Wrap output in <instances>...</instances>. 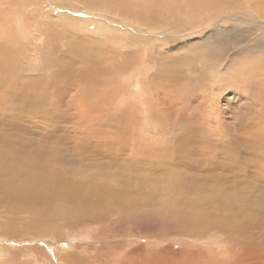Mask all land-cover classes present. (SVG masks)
Listing matches in <instances>:
<instances>
[{
    "label": "rangeland",
    "instance_id": "rangeland-1",
    "mask_svg": "<svg viewBox=\"0 0 264 264\" xmlns=\"http://www.w3.org/2000/svg\"><path fill=\"white\" fill-rule=\"evenodd\" d=\"M120 1L122 5L131 2L133 8L123 10L119 5ZM134 1L136 2L0 0V106L6 102L5 114L0 110V118L2 115L6 120L10 117L13 112L10 109L13 107L9 105V101L13 97L24 99L16 87L24 85L31 87V90H27L28 93L25 92L28 95L34 94L33 89L39 88V106L32 112H50L53 126L42 127L44 123L39 121V129L33 127L31 133L20 132L18 135L47 146H57L58 143L53 139L61 140L59 137L68 130V139L62 141L66 144H61L62 150L78 155L73 145L78 147L80 139L85 141L84 132L89 129V138L95 143L101 144L96 138L99 132L103 144L109 138H112V145L118 144L121 139L127 147L130 144L137 145L135 147H141L144 152L151 149L162 154L171 153V146L179 144L178 139L185 137L199 141H232L231 144L241 154L243 147L249 145L242 144L243 140L254 139L245 134L241 136L236 131L244 126L250 129L247 115H253V111L244 109L243 106L258 105L253 104L251 98L242 101L235 99L233 95H247L240 82L245 77L242 75L257 83V79L263 80L264 89V19L256 17L248 9L249 0H215L212 5L205 4L206 8L199 1L200 12L190 11L186 7L185 3H190L191 0ZM162 1H167L169 5L165 6ZM137 6L140 10L146 8V11L139 12L136 10ZM145 57V65L148 67L146 73L134 76ZM127 62L130 68L127 67L129 69L123 72L124 77L118 72L113 75L105 74V69ZM95 65L103 72L98 76L103 85L97 86L93 83L95 79L85 80L82 84L75 83L79 80L74 74L76 69L91 74ZM83 68H87L88 72ZM66 71L74 75L65 76ZM140 79L147 85V89L140 90L139 86L138 90L130 86V83L134 84ZM222 79L224 82L228 80V84L220 82ZM236 86H240V89ZM229 87L234 90L230 91ZM110 105L114 109L113 114ZM119 112H122L124 119ZM145 112L152 113V121L143 118ZM164 116L171 126L166 122L160 123L161 120L163 123ZM99 118L105 125H98V130L92 133L91 126L101 123ZM10 126L11 124L7 127L0 124V130L10 132L11 135L15 130ZM59 126L62 127L61 131L58 130ZM115 127H120L121 130ZM122 127H127L126 131ZM73 129H78L77 133L71 132ZM108 131L112 134L111 137ZM76 139H79L78 143L74 142ZM86 145L79 153V158L86 159ZM134 155L136 157L127 154L124 156L129 164L138 169L141 166L138 162L143 161L146 156L141 153ZM198 157L201 159L199 154ZM79 158L72 164L71 172L81 173L77 184L78 187H84L82 177L92 166L87 161L81 162ZM95 159L97 162L103 160L101 157ZM48 161H52V157ZM27 166L33 171L32 165ZM232 167L227 172L230 178L235 175ZM98 169L104 177L101 185L110 187L111 175L122 179L125 174L124 171L115 173L116 167L112 173L103 168ZM209 171L215 173L212 169ZM113 183L114 190L121 187V190L130 193L131 183H126L125 180L121 183L114 180ZM96 185L99 183L94 182L93 186ZM84 195L97 194L87 192ZM173 207L168 208L166 214L154 208L136 212L133 216L120 215L115 221L110 217L103 222L89 218L88 223L78 222L70 229L64 226L63 220L55 222L53 226L56 228L53 231L58 240V244H54L56 251L51 247L53 242L49 237L39 238L38 242L30 237L15 238L14 235L12 241L7 242L8 239L3 237L4 240H0V264H30L28 257L31 256L27 253L29 250L37 256L39 264H67L68 261L74 264H93L92 258L97 257L104 258L100 264H264V246L261 245L264 243L258 239V229H249L245 238L243 234L237 233L232 236L225 235V230L221 227H216V232H206L200 231L198 226L192 233L188 229L187 210L176 205ZM176 216L180 217L176 219ZM8 232L13 233L10 230ZM213 240L218 244L212 245ZM236 243V251L233 252L232 245ZM13 254L17 256L12 259Z\"/></svg>",
    "mask_w": 264,
    "mask_h": 264
},
{
    "label": "bare ground",
    "instance_id": "bare-ground-1",
    "mask_svg": "<svg viewBox=\"0 0 264 264\" xmlns=\"http://www.w3.org/2000/svg\"><path fill=\"white\" fill-rule=\"evenodd\" d=\"M199 1L200 4L205 8V4L212 5L215 2V0H191L189 1L190 3L185 4L190 11L200 12L201 8L199 6ZM133 2L136 1L133 0ZM130 3L131 2H126V4L122 5L120 1L119 5L121 6V8H123V10H131V8L133 7L130 5ZM163 4L169 5L167 1ZM263 4L264 0H249L250 7H248V9H251L255 13L256 17L264 19V7H262ZM146 6H148V4ZM165 6L164 8H166ZM136 10H139V12H143L146 11V8L143 7L140 10L137 6ZM81 59H83V57L80 58V60ZM146 60L147 57H145L144 60H141L137 71L134 73V76L137 77L140 75V73H146L148 68L145 65ZM128 62L125 64L120 63L121 65L118 64L117 66L113 65L114 68L111 66L110 69H105V74L113 75V73L118 72L124 77L123 72L127 69V67L130 66ZM134 66L135 65H133V67ZM217 67L219 66H216V68ZM76 70L77 71L74 72V74L79 77V80L76 82L74 81L75 83L81 82L80 84H82V82H86L85 80L95 79L93 83H95L97 86H100L101 84L103 85V82L99 80L100 77H98L99 75L103 74V72L101 69L99 70L96 65L92 73L89 71L91 74L86 73L85 71H80V69ZM72 72L66 71L65 76L74 75ZM127 72L129 73V71ZM207 73L209 74V72ZM242 76L245 77H243L240 82H242L241 85L244 87L243 92L247 93V95L245 96V94L238 92L239 94H242V96L234 94V98L237 100L242 99V101H248L247 99L251 98L253 104L258 106L247 104L243 106L244 109H252L253 111V115H247V118L249 119L250 123V129H247L244 126L240 130L236 131H238L241 136L245 134L247 135V137H254V139H252V141L251 139H247V141L246 139L243 140L242 138V144L246 145L249 143V145H246L247 147H243L242 151L240 152L241 154H238L239 150L237 149V147L234 144H231L232 141L227 142L225 140L217 139L214 141H199L195 139H186L185 137L178 139L180 142L179 144H174L173 146H171V153L162 154L161 152H156L151 149L147 150V152H144L141 147H135L137 145L134 146L133 144H130L127 147L125 142H123L121 139H119L120 141L118 144L112 145V138H106L107 140L105 142L103 141V144L101 142L99 132H96V138L101 144L95 143L92 141L91 138H89L90 132L88 128L87 132H84V130L81 132L85 133L86 140L84 141L80 139L81 142L78 147L77 145H73V147H75L74 151L77 152L78 155L76 153L68 152L69 150H67L66 152L62 150L61 144H66L62 141L68 139V130L64 133L63 136L59 137L61 138V140L58 141L53 139L56 143H58L57 146L56 144L55 146H47L46 144L38 143L36 140L18 135L20 134V132L31 133L33 127H37L35 129H39V121L41 123H44L42 124V127L43 125H47L49 127L53 125L50 112H44L41 114H39L38 111H36L35 113L32 112L33 110H36L37 106H39V88L35 90L33 89L35 93L32 95H28L25 92H27V90H31L30 86H16L17 91L23 94L24 99L13 97L12 101H9L11 103L9 105L13 107L12 109H10V112L13 111L10 114V117H7L8 120H6L3 115L0 118V124H2L4 127H7V125L11 124L10 127L15 130L13 133L11 132V135L10 132H4L0 130V207H4V209H0V240H4L3 237H5L8 239L7 242H10L12 241V235H14L15 238L20 237L27 239L26 237H30L38 242L39 238L49 237L53 242V245H51V247L54 249V251H56V245L54 244H58V240L54 236L53 231L56 228L53 226L55 222L63 220L64 226L67 229H70L71 227L75 226V224L78 222L81 223L83 221H87L88 223L89 218L91 220L95 219V221L101 220L103 222L105 218L110 217L113 218L115 221L116 218L119 219L120 215L121 217H128L131 215L133 216V214L136 212L148 211L149 209L154 208H156V210L158 209L160 213L166 214V212H168V208H174L173 205H176L177 207L180 206L182 207V209L185 208L187 210V221H189V231H192L193 229L198 228L199 226V229H201L200 231L207 232V230H212L211 232H216V227H221L225 230V235L227 234L232 236L233 234L237 233L240 235L243 234L245 238L247 237L246 232L250 231L249 229L256 228L259 230V232H257L259 233V241L264 243V189H262V187H264V124H261L262 122H264V89L262 87L263 80H259L256 78L259 81V84L255 80L248 78L246 75ZM248 76L252 77L251 75ZM223 79H225V77ZM223 79L220 80V82L222 81L224 85L228 84L229 81L227 80V82L225 80L224 82ZM75 80H77V78ZM233 81L230 80V82ZM7 83L5 82V84ZM130 86H134L138 90L140 88V90L147 89V85L141 79L134 82V84L130 83ZM139 86L141 87L139 88ZM230 87L229 90H232L233 87ZM237 87L238 86H236V88ZM205 90L208 91L207 89ZM216 92H218V90ZM217 95L224 96V94ZM238 96H240L241 98ZM152 97L153 96L151 95V98ZM100 98L103 99V97ZM225 99L227 100L228 98L225 97ZM230 99H232L231 96ZM155 100H157V97ZM98 102H100L99 97ZM230 102L232 103V101ZM5 104H3V106H0V110H2L1 112L4 111V114ZM22 105L23 107H21ZM110 109L113 114L114 109L111 105ZM215 112H217V110ZM118 114L123 117L122 112H119ZM151 114L145 112L143 118L150 119L152 121L153 116ZM158 114L163 115V113ZM90 117H88V119H90ZM54 118L55 115L53 119ZM233 118H235V116ZM165 119L166 117L164 118L163 123L160 119V123L166 124L167 122ZM9 121H13L14 123H10ZM116 122L118 123V119ZM103 124L105 125V123L102 122L100 124L95 123L93 127L91 126V132H95L96 130H98V125L103 126ZM169 125L170 124H168V126ZM56 128H58V126H56ZM115 128L119 129L120 127ZM125 128L122 127V129L126 131ZM58 130L61 131L62 127L59 126ZM77 131L73 129L71 132L77 133ZM108 133L110 132L108 131ZM121 133L124 132L122 131ZM78 134L80 133L78 132ZM109 136L111 137L112 134ZM256 138H258V140H255ZM103 139L104 138H102V140ZM78 140L76 139L74 140V142L76 141V143H78ZM90 144L92 145L90 146ZM85 145L87 146V155L85 156L89 157L90 159L87 157L86 159L78 157L79 153L82 151ZM139 153L146 157L144 160L141 158V160L143 161L138 162L141 166H139V168L137 169L135 168V165L133 166V164L128 163L124 155H133V157H136V155L134 154ZM198 154L201 156V159H199V157L197 158ZM49 157H52V161H48ZM99 157L103 158L101 162H97L95 159ZM78 158L81 162L87 161L92 166L82 177L85 188L78 187L77 184V181L80 179L81 173L77 171L75 174H73L71 172V166ZM137 159L140 158L138 157ZM28 164L30 166L32 165L33 171H31L30 168L27 166ZM115 167L116 170L114 171L113 168ZM231 167L232 169L234 168L235 175L231 174L232 176H234V178H230V175L228 176L227 174V172L229 173V169ZM98 168H103L106 171L109 170L108 172L110 173H112V170L115 173H121L124 171L125 174L122 179H118V177H115L113 175H111L110 178L108 177L109 179H111L112 187L108 185H101L104 177L100 175L101 173H99L100 171ZM211 169L214 170L215 173L209 171ZM142 171L143 173H140ZM114 180H117V182L120 183L124 180L126 183H131L130 193H128L127 190H121V187L118 190H116L117 188L114 190ZM94 182H98L99 185L93 186ZM87 192L97 195H84V193ZM178 217L176 216L175 218L178 219ZM209 220H212V222ZM8 230L13 231V233H9ZM215 242L213 240L211 244H218V242ZM261 245L264 246V244ZM236 246L237 243L232 245L233 252L236 251ZM27 253L28 256H31V258L28 257L30 264H39L38 258L36 255L33 254V252L29 250L27 251ZM16 256V254H13L11 258L13 259ZM103 260V257H97V259L92 258L91 262L93 264H100L103 263ZM66 263L74 264V262L72 263V261H68Z\"/></svg>",
    "mask_w": 264,
    "mask_h": 264
}]
</instances>
